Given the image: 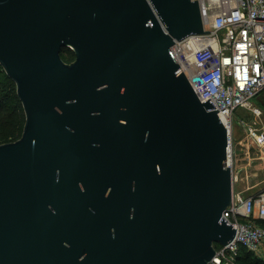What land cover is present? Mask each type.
Returning a JSON list of instances; mask_svg holds the SVG:
<instances>
[{
	"label": "water",
	"instance_id": "95a60500",
	"mask_svg": "<svg viewBox=\"0 0 264 264\" xmlns=\"http://www.w3.org/2000/svg\"><path fill=\"white\" fill-rule=\"evenodd\" d=\"M206 31L198 0H0L25 113L0 144V264H212L235 234L227 129L171 52ZM104 134L130 156L134 197H77Z\"/></svg>",
	"mask_w": 264,
	"mask_h": 264
},
{
	"label": "built area",
	"instance_id": "2783aa9c",
	"mask_svg": "<svg viewBox=\"0 0 264 264\" xmlns=\"http://www.w3.org/2000/svg\"><path fill=\"white\" fill-rule=\"evenodd\" d=\"M206 31L175 40L171 52L198 99H211L227 129V162L232 169L230 204L221 217L235 234L225 245L215 246L212 264H239L240 248L257 252L264 244V191L236 189L239 143L233 134V113L242 107L261 118L263 110L252 100H264V0H198ZM253 137L264 161V130L241 121ZM249 157L246 158L249 161ZM243 179V177H242Z\"/></svg>",
	"mask_w": 264,
	"mask_h": 264
},
{
	"label": "flooded vegetation",
	"instance_id": "af4514ba",
	"mask_svg": "<svg viewBox=\"0 0 264 264\" xmlns=\"http://www.w3.org/2000/svg\"><path fill=\"white\" fill-rule=\"evenodd\" d=\"M82 175L77 197H134V166L113 137H101L89 153Z\"/></svg>",
	"mask_w": 264,
	"mask_h": 264
},
{
	"label": "rangeland",
	"instance_id": "374dc122",
	"mask_svg": "<svg viewBox=\"0 0 264 264\" xmlns=\"http://www.w3.org/2000/svg\"><path fill=\"white\" fill-rule=\"evenodd\" d=\"M252 102L263 110V115L261 116V118L254 116L249 112V110H246L242 107H239L232 115L233 134L235 140L237 141V143H239V155L237 156L235 165L237 167L243 168L241 173L238 174L239 179L235 187L236 189H245L247 188V186H249V189H251V191L259 192L264 191V169H262L260 166V161L262 160L260 158H257L256 154L257 152H259V149L255 144V140L245 131V127L241 122L246 121L247 123H250L257 128L264 130V100L261 99V97H257L254 98ZM242 139H246L245 143H247V145L251 147L249 150L251 157L247 156L245 149L246 145H244V141H242ZM241 145L244 148H241ZM247 157L250 158V161L246 160ZM247 177H249V180H247ZM214 245L218 246L219 244L215 243ZM254 261H257L259 264H264V244L257 252H251L246 264H253Z\"/></svg>",
	"mask_w": 264,
	"mask_h": 264
},
{
	"label": "trees",
	"instance_id": "16d2710c",
	"mask_svg": "<svg viewBox=\"0 0 264 264\" xmlns=\"http://www.w3.org/2000/svg\"><path fill=\"white\" fill-rule=\"evenodd\" d=\"M60 54L65 62L74 60V52L68 47H62ZM24 123V108L17 95L16 84L0 64V143L17 140L22 134ZM259 222L264 226V219ZM250 254V251L243 247L240 248L238 263L246 264ZM253 264L259 263L254 261Z\"/></svg>",
	"mask_w": 264,
	"mask_h": 264
},
{
	"label": "bare ground",
	"instance_id": "6f19581e",
	"mask_svg": "<svg viewBox=\"0 0 264 264\" xmlns=\"http://www.w3.org/2000/svg\"><path fill=\"white\" fill-rule=\"evenodd\" d=\"M242 141H244V145H246V147H245V149H246V153H247V156H249V157H251L250 156V152H249V150H250V148L251 147H249L248 145H247V143H245L246 142V139H242ZM240 143H241V141H240ZM256 144V143H255ZM243 146L241 145V148H242ZM244 148V147H243ZM241 151V150H240ZM258 151V150H257ZM254 152V151H253ZM257 158H259L260 156H261V154L259 153V152H257ZM249 161H250V159H249ZM241 162V161H240ZM239 162V163H240ZM260 166H261V168L262 169H264V161H260ZM252 167V166H251ZM250 167V168H251ZM261 170V169H260Z\"/></svg>",
	"mask_w": 264,
	"mask_h": 264
},
{
	"label": "crops",
	"instance_id": "0c3cea01",
	"mask_svg": "<svg viewBox=\"0 0 264 264\" xmlns=\"http://www.w3.org/2000/svg\"><path fill=\"white\" fill-rule=\"evenodd\" d=\"M249 177H247V180H249L248 179ZM248 182V181H247ZM246 190H245V193H247V194H254V193H257V192H255V191H251V189H249V186H247V188H245Z\"/></svg>",
	"mask_w": 264,
	"mask_h": 264
}]
</instances>
